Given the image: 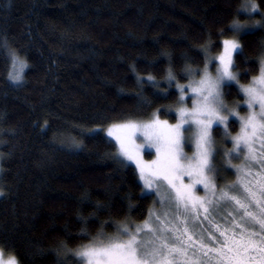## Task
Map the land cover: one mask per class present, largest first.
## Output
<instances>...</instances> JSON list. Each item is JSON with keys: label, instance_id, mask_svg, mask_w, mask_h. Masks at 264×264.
Listing matches in <instances>:
<instances>
[{"label": "trees", "instance_id": "trees-1", "mask_svg": "<svg viewBox=\"0 0 264 264\" xmlns=\"http://www.w3.org/2000/svg\"><path fill=\"white\" fill-rule=\"evenodd\" d=\"M242 2L0 0V246L6 252L20 264H56L61 242L77 249L102 222L111 235L115 222L145 219L156 198L142 193L133 166L111 159L115 144L104 131L124 119L146 121L157 110L174 123L177 83L187 85L186 66L203 68L201 45L232 38L227 30L234 20L256 25L264 16V0H256L251 19L237 14ZM239 39L244 55L234 70L247 84L259 72L264 27ZM8 48L28 62L19 84L9 78ZM162 52L170 53L171 65ZM170 67L177 74L171 84ZM224 92L227 105L243 103L239 85L228 84ZM237 125L230 120L229 135L239 131ZM213 135L220 151L231 148L219 126ZM73 137L79 147L72 146ZM222 152L216 155L218 170L226 173L217 176L221 186L237 176ZM69 257L76 259L71 252Z\"/></svg>", "mask_w": 264, "mask_h": 264}, {"label": "snow or ice", "instance_id": "snow-or-ice-1", "mask_svg": "<svg viewBox=\"0 0 264 264\" xmlns=\"http://www.w3.org/2000/svg\"><path fill=\"white\" fill-rule=\"evenodd\" d=\"M257 8L256 0H243L237 14H247L251 19ZM257 25L264 27V16L256 25L234 20L227 30L233 33L232 38L201 45L203 68L186 66L184 75L189 82L177 83L180 95L175 124L161 119L157 110L147 121L129 118L106 128L107 136L115 141L111 159L123 167H128L127 162L135 163L144 185L142 193L145 189L154 191L157 200L139 223L130 219L115 222L114 233L106 235L103 229L107 221L102 222L100 231L77 249L61 242L54 249L56 264H177L178 259L185 264H211L212 260L218 264H264V173H258L259 180L248 178L256 162L264 168V47L258 51L259 72L247 84H240L239 73L234 70L236 61L244 55L240 34ZM219 35L225 37L226 30L220 29ZM213 48L221 50L215 56L209 55ZM8 55L12 64L9 78L19 82L28 62L15 49L8 48ZM161 55L167 56L171 65L170 53ZM148 80L158 87L152 75ZM167 80L169 84L177 80L171 67ZM229 82L239 85L243 93L248 108L244 115L239 105L225 103L224 88ZM186 97L192 100L191 107ZM230 117L239 119L240 131L231 136L232 147L223 156L235 169L237 180L221 186L217 183L215 157L219 150L213 133L222 125L229 135ZM257 138L262 142L260 150L254 147ZM71 144L79 147L80 141L73 137ZM189 144L194 149L191 155L185 152ZM144 149H154L155 158L145 160L144 155L151 153ZM235 160L239 163H233ZM81 219L86 225L87 217ZM70 252L76 259H70ZM0 264L20 261L15 253L0 246Z\"/></svg>", "mask_w": 264, "mask_h": 264}, {"label": "rangeland", "instance_id": "rangeland-1", "mask_svg": "<svg viewBox=\"0 0 264 264\" xmlns=\"http://www.w3.org/2000/svg\"><path fill=\"white\" fill-rule=\"evenodd\" d=\"M248 21H249V20H248ZM215 63H216V62H214L213 65L211 66L213 72H214V70H215ZM10 70H12V64H11V68H10ZM196 79H198V77H196ZM10 81H11L13 84H19L22 80L19 81V82H14V81H12V80L10 79ZM188 82H189V80H188ZM188 82H187V83H188ZM187 83H186V84H187ZM229 84H236V83H235V82H229ZM176 89H177V86H176ZM177 90H178V89H177ZM178 93H179V91H178ZM179 95H180V93H179ZM189 95H191L190 92H189ZM185 99L187 100V106H188V107H191V105H192V100H191V99H188V97H186ZM236 105H239L238 110H239L240 108L243 109V113H242L241 115H244V114L247 113L248 108H247V105H246V104H244V103H236ZM176 107H177V106H176ZM176 107L174 108V113H175V115H176ZM239 111H240V110H239ZM230 120H234V121L237 122V124H238L237 126H238L239 131H240V121H239V119H238L237 117H230ZM146 121H147V120H146ZM169 123H170V122H169ZM175 123H176V121H175L174 123H171V124H175ZM219 127L221 128V134H222L223 136H225V138H226L227 136H229V140H228V141H230V144H231V147H232V142H231V136H232V135H226V134H225V129H224V127H223L222 125H220ZM239 131H237V132H239ZM104 132H105V135L107 136V132H106V130H105ZM107 138H108L109 140H111V141L115 144V141H114L113 138L108 137V136H107ZM261 143H262L261 140H260L259 138H257L256 143H255V145H254L255 149L260 150V149H261ZM217 145H218V142H215V146H216V148L219 150V147H220V146L217 147ZM193 150H194V149H193V146H192L191 144H189V145H187V146L185 147V152H186L187 154H189V155H191V153H192ZM226 150H227V149H226ZM226 150H224L223 152L219 150L220 153L222 152L223 163H226V162H225V158H224V156H223V153H224ZM143 151H144V152H150V153H151L150 155H144V159H145V160H152V159L155 158V150H154V149H144ZM259 154H260V153L258 152V155H259ZM240 159H243V156H242V155H241ZM234 162H235V163H239V160H235ZM127 163H128L129 165H131V166L134 167V169L136 170V172H137V174H138V178H139V172H138L137 169H136V165H135V163H133V162H127ZM215 165H216V167H217V159H216V157H215ZM259 166H260V164H259L258 162H256V163H255V167L253 168V171H252L251 176L248 177L249 179H252V178H256L257 180L260 179V176L258 175V173H261V170H260ZM224 171H225L224 167H223V171H221V172H220V171L218 170V168H217L216 176H218V177H222V178H223V177H224L223 175L226 174ZM236 180H237V176H236L235 181H236ZM139 181H140L142 187L144 188L143 182L140 180V178H139ZM235 181H234V182H235ZM227 183H228V182H227ZM227 183H226V184H227ZM222 185H223V184H222ZM144 192H145V193H149V194H153V195L155 196L156 200H157V197H156L154 191L149 192L148 190L145 189ZM202 192H203V189H201V193H202ZM155 207H156L157 209H159V208H160V205H159V204H156ZM229 226H231V225H230V219H229ZM255 227H256L257 230H259V225H255ZM237 231H239V230H237ZM213 232L215 233V235H218V234H219L218 232H215V229H213ZM5 258H7V257H5ZM177 264H185V262H184L183 259H178V260H177ZM206 264H207V261H206ZM211 264H218V262H216L215 260H212V261H211Z\"/></svg>", "mask_w": 264, "mask_h": 264}, {"label": "flooded vegetation", "instance_id": "flooded-vegetation-1", "mask_svg": "<svg viewBox=\"0 0 264 264\" xmlns=\"http://www.w3.org/2000/svg\"><path fill=\"white\" fill-rule=\"evenodd\" d=\"M262 158H264V156H262ZM259 168H260V170H261V173H264V168H261L260 166H259ZM261 178V177H260Z\"/></svg>", "mask_w": 264, "mask_h": 264}]
</instances>
